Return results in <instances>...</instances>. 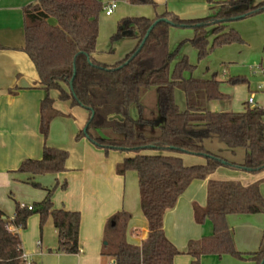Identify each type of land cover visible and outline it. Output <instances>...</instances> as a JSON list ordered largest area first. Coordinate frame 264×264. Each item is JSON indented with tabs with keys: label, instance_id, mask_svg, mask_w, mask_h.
<instances>
[{
	"label": "trees",
	"instance_id": "16d2710c",
	"mask_svg": "<svg viewBox=\"0 0 264 264\" xmlns=\"http://www.w3.org/2000/svg\"><path fill=\"white\" fill-rule=\"evenodd\" d=\"M126 1L131 5L157 7L154 0ZM207 2L219 7L204 18L185 20L165 11L152 19H122L111 40L117 42L130 37L136 40V45L113 65L94 58L103 11L98 0H38L23 9V52L33 62L39 85L47 94L40 104L42 157L23 161L17 172L34 177L67 171L69 153L49 146L48 139L52 121L70 115L55 108L56 100L51 92L58 93V100L68 103L71 109L86 110L89 113L87 131H81L77 138H87L106 154L110 151L133 154L118 165L117 173L137 174L140 207L148 223V236L137 246L126 240L131 214L120 212L109 221L103 255L113 258L116 264H174L181 252L164 232V217L174 209L190 184L206 180L222 167L252 174L264 171V108L247 103L240 113L209 110L208 103L231 99L221 91L217 74L212 78L194 77L197 66L182 53L185 42L175 52L170 50L172 27L194 29L195 35L188 42L196 49L199 61L205 60L216 48L241 42L238 32L229 29V23L240 16L246 19L264 12V1ZM162 19H168L171 24L161 21L148 34ZM209 28L213 29L212 42L208 39ZM244 82L241 78L228 81L231 85ZM150 90L156 93L151 109L144 105L143 99ZM214 139L230 149L233 156L238 150H244V160L231 161L209 151L207 143ZM181 154L204 157L206 163L187 165ZM66 187V183L62 185V189ZM45 191L37 212L19 203L15 205L13 219L0 211V264H25L21 259L20 232L27 228L33 214H39L41 227L52 219L58 236L56 253L80 254L81 214L55 209L54 189ZM259 214H264L260 183L244 186L209 181L206 206L195 205L194 216L198 224L208 219L213 233L190 243L187 254L193 258L191 264H201V258L206 255H231L261 264L264 238L257 252H240L236 248L234 229L228 222L230 215Z\"/></svg>",
	"mask_w": 264,
	"mask_h": 264
},
{
	"label": "crops",
	"instance_id": "0c3cea01",
	"mask_svg": "<svg viewBox=\"0 0 264 264\" xmlns=\"http://www.w3.org/2000/svg\"><path fill=\"white\" fill-rule=\"evenodd\" d=\"M37 1L0 0V211L3 213L8 211L7 213L11 215L10 219H13L15 208L11 211V203L7 197V193L11 189L15 192H24L29 196H37L41 200L46 196L45 189H54L52 203L55 209H65L81 214L79 234L81 252L78 255L58 253L53 255L49 246L43 250L44 234L39 221L41 234L39 235L40 240L37 242V252H33L27 244V234L29 233L26 231L27 228L20 232L22 249L28 255V259L37 263L35 259L39 257L40 264H113L115 260L104 256L103 248L107 245L105 241L106 225L114 215L120 212L132 215L127 227L126 240L137 246H141L148 236V223L140 207L137 174L128 172L125 175H119L117 173L118 165L128 156L114 155V152L106 154L86 139L76 142L78 131L86 126L89 118V113L86 110L81 111L82 113L79 112L76 118H73V111L69 104L60 102L58 93L51 92V97L56 100L55 108L64 115H66L65 112L70 115V117H58L52 121L48 139L49 146L62 150L67 149L68 153L70 151L66 163L67 171L59 175H46V177H32L17 172L23 161L41 159L43 149V139L40 133V104L47 93L39 85L38 73L33 62L23 52L25 47L23 9ZM262 1L264 0H251L252 3ZM171 2L177 1L167 0V4ZM208 6L209 8H202L198 12L196 10L189 12L193 13L190 16L182 15L176 10L169 12H173L185 20L199 19L208 17L219 7V5L212 4ZM163 12L165 11L160 14ZM189 40L191 39L170 46L171 52H175L185 42L182 53L187 55L186 46ZM135 45V39L125 37L117 42L111 40L100 47L98 38L94 58L101 63L113 65L130 53ZM180 99H183L181 95ZM230 100L221 103L226 106L225 104ZM215 102L220 101L208 103L207 108L213 112H228L215 109ZM144 105L149 109L153 107L147 106L145 101ZM63 121L71 123V126L68 123L66 125ZM59 129L62 131L58 132ZM69 131L70 134L72 132L71 140H67L66 136ZM65 141L68 143L66 147ZM205 163L206 161L190 164V166ZM226 173L229 176H226ZM37 180L45 185L40 192L27 186ZM209 181L236 182L244 186L260 183L261 186L264 182V172L252 174L219 168L206 180H196L190 184L174 209L168 211L164 217V232L181 252L175 258L174 264H191L193 258L187 254L190 243L198 242L213 233V226L208 219L203 224H198L194 216L195 205L206 206ZM65 183L67 187L62 189V185ZM33 185L36 187L37 184ZM133 185H137V192L133 190L135 193L133 192L130 196L129 188L133 189ZM21 205L24 206V204ZM259 215L252 216L259 218ZM230 218L231 216L228 217V222L231 225L232 219ZM33 231L38 234V223L36 225L34 223ZM54 232L57 234L56 229ZM246 236L251 243H255L257 240L256 235L251 232ZM263 238L264 234L260 239V245ZM239 241L237 238L235 239L236 244L243 249ZM52 249H56V246ZM258 250L245 253H254Z\"/></svg>",
	"mask_w": 264,
	"mask_h": 264
},
{
	"label": "rangeland",
	"instance_id": "374dc122",
	"mask_svg": "<svg viewBox=\"0 0 264 264\" xmlns=\"http://www.w3.org/2000/svg\"><path fill=\"white\" fill-rule=\"evenodd\" d=\"M103 5V11L100 14L99 18V42L100 47H103L104 43L107 44L111 41V37L116 34L119 28V22L124 18L131 17H145V18H154L157 13L162 11H172L190 16L196 10L197 12L202 10V8H209L207 0H184L177 2H171L167 4V0H154L157 4V7L154 8L151 5H131L126 0H98ZM116 2V8L114 13L111 16H106L104 7L111 3ZM189 20V19H188ZM54 23V20H51ZM229 29H234L238 32L241 42L234 43L229 46L216 48L205 60L199 61L198 54L196 49L188 43L186 46V53L188 55L189 62L192 65L197 66V69L194 72V76H201L204 78H212L217 74V80L220 81L221 91L229 95L231 100L224 105L221 102H215L214 108L219 111L235 112L240 113L245 110V105L249 103L251 107H263L264 108V12L251 16L249 18L234 21L229 23ZM208 39L210 42L213 41V29L209 28L207 30ZM195 35L194 29L191 28H170V46H175L183 40L192 39ZM125 47V44L123 48ZM175 62H173L172 67ZM226 73V74H224ZM187 77L190 75L187 74ZM231 78H241L245 82L243 84L231 85L228 81ZM144 101L147 106H153L156 102V93L155 90H150L145 96ZM66 106V105H65ZM63 107V106H62ZM69 108L68 106H66ZM73 118H76L77 114L81 111H85L82 108H74ZM76 113V115H75ZM82 113V112H81ZM68 115L67 112H65ZM67 125L68 122L63 121ZM69 124V123H68ZM71 126V123L69 124ZM85 128V127H84ZM82 128L78 131L76 135V142L78 140L87 138H77L78 134L84 130ZM62 130L59 129L58 132ZM63 135V134H62ZM67 140L72 137V132H68ZM69 140V141H70ZM65 147L67 146V141H65ZM75 144V142H74ZM92 144V143H91ZM93 145V144H92ZM95 147V146H94ZM207 149L212 153L219 155L225 159L231 161L240 162L244 160V150H238L235 156L232 155L230 149L224 146L219 140L214 139L213 141L207 143ZM67 151V149H64ZM102 150V149H99ZM69 151V150H68ZM104 153L105 151L102 150ZM114 152V155L118 156H133V154H127L119 151H110ZM109 152V153H110ZM70 153V151H69ZM116 153V154H115ZM145 153H151L145 152ZM184 159L187 165L202 163L206 161L204 157L193 156L181 154L179 155ZM117 157V156H115ZM225 168V167H222ZM228 169V168H225ZM264 172V171H263ZM262 173V172H261ZM130 175V174H129ZM226 176L227 175L226 173ZM46 177V175H45ZM54 179V178H53ZM33 184L39 185L35 187ZM29 186L36 192H40L45 185L37 180L34 183H30ZM133 189L129 188V195L131 196L134 191L137 192V185H133ZM134 190V191H133ZM261 195L264 198V182L260 186ZM135 193V192H134ZM139 194V189H138ZM7 197L11 203V211L14 210L16 203L24 204V206H33L35 212L38 211V204L42 201L38 199L37 196L28 195L24 192L9 190ZM8 212V211H7ZM7 212H4L8 218H11ZM115 216V215H114ZM232 219L231 225L235 231V239L240 240L242 248L236 244V248L240 252H250L256 251L260 245V239L264 234V214L259 215V218H254L255 216H239V215H230ZM38 219V220H37ZM39 214H33L27 224V244L32 248L33 252L38 251L37 242L40 240L39 235L41 230L39 227ZM33 220V221H32ZM32 221V222H31ZM38 223V234L34 233L33 227ZM107 227V225H106ZM43 229V250H46L48 247L51 249V253L56 254V249H52L58 244V236L55 234V229L52 219H48ZM33 231V232H32ZM253 233L256 235L255 243H251L247 240L248 233ZM37 238V239H36ZM236 243V242H235ZM251 248V249H250ZM204 257V258H203ZM201 258V264H256L252 260H243L233 257L231 255H223L219 257L217 255H206ZM35 261L37 264H40L41 261L39 257H36Z\"/></svg>",
	"mask_w": 264,
	"mask_h": 264
},
{
	"label": "built area",
	"instance_id": "2783aa9c",
	"mask_svg": "<svg viewBox=\"0 0 264 264\" xmlns=\"http://www.w3.org/2000/svg\"><path fill=\"white\" fill-rule=\"evenodd\" d=\"M116 5H117L116 2L113 1L104 7L106 16H111L114 13ZM27 208H28V210H34L33 206H27ZM21 259L24 261L25 264H32L33 263L32 261H30L28 259V255L24 252L22 254Z\"/></svg>",
	"mask_w": 264,
	"mask_h": 264
},
{
	"label": "water",
	"instance_id": "95a60500",
	"mask_svg": "<svg viewBox=\"0 0 264 264\" xmlns=\"http://www.w3.org/2000/svg\"><path fill=\"white\" fill-rule=\"evenodd\" d=\"M242 19H244V16H240V17L237 18V20H242ZM161 21H164V22H167V23H170V24H171V22H170L168 19H162V20H159V21H157V22H156V23L150 28V30L148 31V34L152 31V29L154 28V26H155L157 23L161 22ZM144 43H145V40H144V42L142 43L141 47L143 46ZM83 131H84V132L87 131V126H85V128H84ZM113 264H116V262L114 261ZM261 264H264V260L262 261Z\"/></svg>",
	"mask_w": 264,
	"mask_h": 264
}]
</instances>
